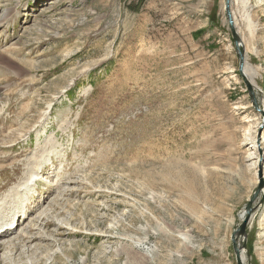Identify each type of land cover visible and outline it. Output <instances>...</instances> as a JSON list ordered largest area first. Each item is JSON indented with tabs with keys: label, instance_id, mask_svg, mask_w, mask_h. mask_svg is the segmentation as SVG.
Listing matches in <instances>:
<instances>
[{
	"label": "rangeland",
	"instance_id": "1",
	"mask_svg": "<svg viewBox=\"0 0 264 264\" xmlns=\"http://www.w3.org/2000/svg\"><path fill=\"white\" fill-rule=\"evenodd\" d=\"M225 1L0 0V264H238L264 116ZM231 8L264 109V0Z\"/></svg>",
	"mask_w": 264,
	"mask_h": 264
},
{
	"label": "water",
	"instance_id": "2",
	"mask_svg": "<svg viewBox=\"0 0 264 264\" xmlns=\"http://www.w3.org/2000/svg\"><path fill=\"white\" fill-rule=\"evenodd\" d=\"M225 11L228 19V23L231 27V31L233 34V38L235 41V49L236 53L239 57V72L240 75L242 76L243 81L245 82L247 89L249 90V93L251 95L252 102L256 108L257 111H259L263 116H264V109L260 106L258 102V96L257 93L260 90L259 88L256 87V85L253 83L252 79L248 78L246 75V53L244 50L243 46V41L241 36L238 34V31L236 30L235 27V21L232 13V8H231V0H226L225 1ZM264 126V125H263ZM264 189V178L262 176V173H260V178H259V186L255 190L254 194L250 198L249 202L244 208V215L243 218L241 219L240 224L238 227L235 229V231L232 234V242H233V248L236 254V260L238 264H245V256L244 252L246 250V241L245 238L247 236V229L250 224V221L252 219V215L254 211L262 204V198L258 203H256L257 199L259 198L260 194L263 192ZM243 238V244H240L238 242V239Z\"/></svg>",
	"mask_w": 264,
	"mask_h": 264
},
{
	"label": "bare ground",
	"instance_id": "3",
	"mask_svg": "<svg viewBox=\"0 0 264 264\" xmlns=\"http://www.w3.org/2000/svg\"><path fill=\"white\" fill-rule=\"evenodd\" d=\"M231 4H232V0H231ZM246 75L248 76V74L250 75V67L247 65L246 66ZM248 78H249V76H248ZM11 125V124H10ZM10 127V126H9ZM260 127H261V129L262 128H264V126H261V124H260ZM13 131V130H12ZM263 139H264V136H263ZM258 149H261V144L258 146ZM262 150V149H261ZM42 164V163H41ZM9 172V171H8ZM264 176V175H263ZM12 194V193H11ZM2 199V198H1ZM6 200V199H5ZM4 202V201H3ZM243 215H244V212L242 213V218H243ZM43 226V225H42ZM3 228H4V226H2ZM1 228V227H0ZM3 228L2 229H0V231H2L3 230ZM8 228V227H7ZM5 230V229H4ZM8 230V229H7ZM6 231V230H5ZM4 231V232H5ZM31 236V235H30ZM13 238H11L10 240H8L7 239V241H2V240H0V241H2V242H0V246L2 247V245H6V244H8V243H11V240H12ZM5 240V239H4ZM245 253V252H244Z\"/></svg>",
	"mask_w": 264,
	"mask_h": 264
},
{
	"label": "trees",
	"instance_id": "4",
	"mask_svg": "<svg viewBox=\"0 0 264 264\" xmlns=\"http://www.w3.org/2000/svg\"><path fill=\"white\" fill-rule=\"evenodd\" d=\"M144 0H141V2H143Z\"/></svg>",
	"mask_w": 264,
	"mask_h": 264
}]
</instances>
